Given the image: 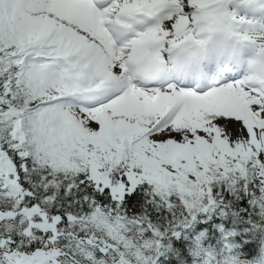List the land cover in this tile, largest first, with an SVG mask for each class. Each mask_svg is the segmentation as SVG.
<instances>
[{
  "label": "snow or ice",
  "instance_id": "obj_1",
  "mask_svg": "<svg viewBox=\"0 0 264 264\" xmlns=\"http://www.w3.org/2000/svg\"><path fill=\"white\" fill-rule=\"evenodd\" d=\"M0 264H264V0H0Z\"/></svg>",
  "mask_w": 264,
  "mask_h": 264
}]
</instances>
